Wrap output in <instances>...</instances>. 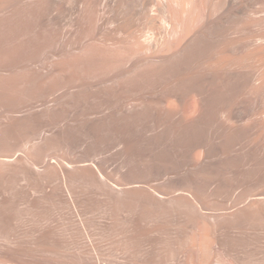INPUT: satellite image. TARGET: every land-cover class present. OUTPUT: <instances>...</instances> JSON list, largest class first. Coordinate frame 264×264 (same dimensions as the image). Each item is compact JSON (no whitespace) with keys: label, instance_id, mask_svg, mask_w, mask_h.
Instances as JSON below:
<instances>
[{"label":"bare ground","instance_id":"obj_1","mask_svg":"<svg viewBox=\"0 0 264 264\" xmlns=\"http://www.w3.org/2000/svg\"><path fill=\"white\" fill-rule=\"evenodd\" d=\"M54 212L82 262L264 264V0H0V264L68 262Z\"/></svg>","mask_w":264,"mask_h":264},{"label":"rangeland","instance_id":"obj_2","mask_svg":"<svg viewBox=\"0 0 264 264\" xmlns=\"http://www.w3.org/2000/svg\"><path fill=\"white\" fill-rule=\"evenodd\" d=\"M59 214L58 212H54L53 214V224L55 225L54 229V244L57 246V254L61 257L60 259L62 261H68L64 262L62 264H94V262H88V261H80L75 257H78L76 255L75 249H72L73 247H83V246H89L92 250L95 251L97 246V232L95 228L92 230L82 233L79 232V235L76 234V232L72 228H57ZM93 219H95V215L93 214ZM96 220H93L95 222ZM28 228V227H26ZM26 228H21V230H25ZM58 230H61V232H58ZM34 234L38 236L40 234V231L35 230ZM25 243V242H24ZM25 245H30L29 241L28 244L25 243ZM8 254H11V252H8ZM95 254V252H94ZM94 259V258H92ZM73 262V263H69Z\"/></svg>","mask_w":264,"mask_h":264}]
</instances>
